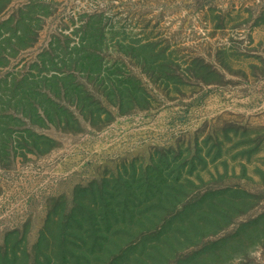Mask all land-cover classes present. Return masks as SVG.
<instances>
[{
    "label": "rangeland",
    "instance_id": "1",
    "mask_svg": "<svg viewBox=\"0 0 264 264\" xmlns=\"http://www.w3.org/2000/svg\"><path fill=\"white\" fill-rule=\"evenodd\" d=\"M28 2L46 13L36 50L80 15L103 10L140 39L165 40L173 74L187 86L167 96L156 89L157 108L110 110L94 126L36 128L48 139L38 149L1 143L0 251L14 252L16 264H37L60 238L76 198L113 186L112 178L158 164L168 174L188 162L183 172L199 174L203 192L229 190L238 199L217 219L220 229L203 233L204 243L222 239L212 264H264V0H0V17ZM0 122L14 134L24 130L21 116Z\"/></svg>",
    "mask_w": 264,
    "mask_h": 264
},
{
    "label": "trees",
    "instance_id": "2",
    "mask_svg": "<svg viewBox=\"0 0 264 264\" xmlns=\"http://www.w3.org/2000/svg\"><path fill=\"white\" fill-rule=\"evenodd\" d=\"M43 6L28 2L0 17V112L6 113L0 117L14 114L25 121L15 134L11 124L0 122L5 126L0 124V144L23 142L38 149L48 139L36 128L94 126L110 110L157 108L156 89L167 96L187 86L173 74L165 40L140 39L103 10L80 15L73 28L52 33L36 50ZM187 165L165 174L158 164L153 174L112 178L113 186L76 198L60 238L37 256V264H199L198 259L212 264L222 239L204 243L203 233L220 229L217 219H225L222 212L238 199L229 190L203 192L196 186L200 175L183 172ZM206 222L207 231L201 229ZM13 253L0 251V264H16Z\"/></svg>",
    "mask_w": 264,
    "mask_h": 264
}]
</instances>
